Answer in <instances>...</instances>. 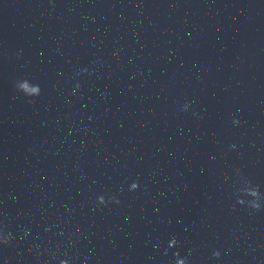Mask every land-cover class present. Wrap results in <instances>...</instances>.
Here are the masks:
<instances>
[{
    "label": "clouds",
    "instance_id": "9594fccd",
    "mask_svg": "<svg viewBox=\"0 0 264 264\" xmlns=\"http://www.w3.org/2000/svg\"><path fill=\"white\" fill-rule=\"evenodd\" d=\"M114 202L118 203L119 201H114ZM214 255H217V254H216V253H214Z\"/></svg>",
    "mask_w": 264,
    "mask_h": 264
}]
</instances>
